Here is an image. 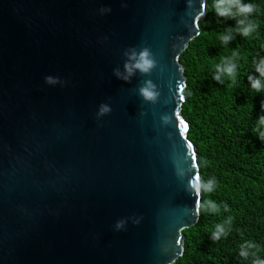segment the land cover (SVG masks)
<instances>
[{
  "label": "water",
  "instance_id": "obj_1",
  "mask_svg": "<svg viewBox=\"0 0 264 264\" xmlns=\"http://www.w3.org/2000/svg\"><path fill=\"white\" fill-rule=\"evenodd\" d=\"M206 6L0 0V264L183 257L201 180L180 57Z\"/></svg>",
  "mask_w": 264,
  "mask_h": 264
},
{
  "label": "trees",
  "instance_id": "obj_2",
  "mask_svg": "<svg viewBox=\"0 0 264 264\" xmlns=\"http://www.w3.org/2000/svg\"><path fill=\"white\" fill-rule=\"evenodd\" d=\"M258 6L250 19L257 29L249 37L233 31L221 44L218 36L236 25L235 18L218 17L214 0H207L200 33L180 57L187 88L182 115L189 124V140L196 146L200 180H215L212 192L201 191L200 215L195 226L184 230V254L175 264H251L239 256L245 241L259 246L264 258V140L252 131L264 114V90L251 89L248 75H256L253 59L264 56V0H245ZM235 50L239 54L236 83L221 74L213 79L215 65ZM205 200L220 206L219 214L202 207ZM227 205L228 211H224ZM231 216L226 236L213 241L217 223Z\"/></svg>",
  "mask_w": 264,
  "mask_h": 264
},
{
  "label": "clouds",
  "instance_id": "obj_3",
  "mask_svg": "<svg viewBox=\"0 0 264 264\" xmlns=\"http://www.w3.org/2000/svg\"><path fill=\"white\" fill-rule=\"evenodd\" d=\"M213 10L218 17L235 18L236 25L233 28H227L224 33L218 36L221 44L226 45L230 40L233 39V31L238 32L241 36L249 37L257 29V24L250 19L254 12H258L259 8L257 5L245 0H214ZM239 54L233 50L231 55L228 57H222L221 63L215 65V72L213 79L219 82H223L221 74L229 78L232 83H236V72ZM131 61L130 64H126V71L131 74L134 70L141 72H147L153 66V59L148 50H142L140 52H132L129 56ZM253 67L256 75L249 74L247 79L251 89L256 92L264 90V56H261L258 60L253 59ZM51 79V78H49ZM141 93L145 98H152L153 92L151 91V85L141 89ZM261 109H264V103L261 104ZM101 111H106L102 108ZM253 132L261 139L264 140V114L258 115L256 118L255 125L252 129ZM215 180L208 179L202 181L199 184V188L204 193L212 192L215 188ZM202 207L210 212L219 214L220 206L212 200H205ZM224 211H228L227 205H224ZM231 216H228L223 223H217L215 230L211 233V239L213 241L220 239L222 236L228 234L229 229L226 225H230ZM259 246L253 242L245 241L239 247V256L243 259H249L252 257L251 264H264V258L257 256Z\"/></svg>",
  "mask_w": 264,
  "mask_h": 264
}]
</instances>
